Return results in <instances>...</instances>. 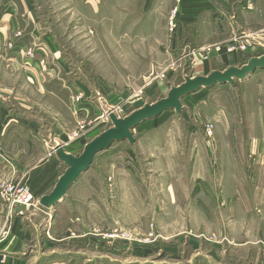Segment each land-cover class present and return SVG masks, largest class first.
<instances>
[{
	"label": "rangeland",
	"instance_id": "obj_1",
	"mask_svg": "<svg viewBox=\"0 0 264 264\" xmlns=\"http://www.w3.org/2000/svg\"><path fill=\"white\" fill-rule=\"evenodd\" d=\"M33 2L41 36H52L62 55V65L48 63L60 71L46 82L56 93L24 94L31 120H45L47 132L57 123L64 131L48 132L53 152L59 144L78 156L113 126L111 112L125 117L166 97L186 76L264 55V0H229L208 15L211 25L185 35L175 33L174 10L171 18L158 15L143 0ZM169 29L176 38L170 50ZM207 58L211 64L200 72L197 64ZM246 80L199 88L184 97L183 111L144 120L133 144L118 140L99 152L52 207L40 198L55 182L44 188L22 176L0 178V185L25 187L7 201L0 195V264H263L264 162L248 140L261 136L264 114L252 108L248 115L255 90ZM60 165L59 176L67 168ZM229 191L237 193L238 209L214 208L229 201ZM15 219L26 245L2 252Z\"/></svg>",
	"mask_w": 264,
	"mask_h": 264
},
{
	"label": "crops",
	"instance_id": "obj_2",
	"mask_svg": "<svg viewBox=\"0 0 264 264\" xmlns=\"http://www.w3.org/2000/svg\"><path fill=\"white\" fill-rule=\"evenodd\" d=\"M143 1L147 4V8L155 10L158 15L162 10L169 12V18H171L174 10L173 21L177 24L175 33L182 35L189 34V27L207 28L211 25L207 21L208 15L229 2V0H220V2L217 0ZM36 16L33 0H0V178L22 176L29 178L30 186L41 185L47 188L54 182L56 184L57 172L61 167L57 153L50 147L49 139L53 137L48 132L56 135L64 131L57 122H55L56 126L53 125V128L47 132L45 120L42 122L31 120L32 116H29V113L32 105L24 94L56 93L55 90L46 86V82L54 81L60 71H56L54 67L49 68L48 63L53 58L62 65V55L52 36H41V26ZM216 19L213 25L219 27L218 39H221L222 19L219 17ZM231 21L229 26L236 29L239 23L237 20ZM170 34L172 33L169 29V50L176 46L175 41L172 40L176 38L174 36L171 38ZM190 42L186 40V43ZM222 54L226 55V53ZM210 64L211 60L207 58L205 61L198 62L196 69L200 72L206 71ZM246 79L243 84L255 90V93L248 98L251 102L247 110L250 112L248 115L251 116L252 108L255 109V113L264 114V71H256ZM220 88L225 87L222 85ZM15 93L19 99L21 98L20 100L15 98ZM15 100L20 104V108H15ZM247 118L248 121L253 120V117ZM45 135H48V140L44 137ZM229 140L228 145H233V140ZM248 143L251 146V154H255L258 161L264 162V129L261 136H253ZM65 149L67 150L66 147ZM235 176L237 175L230 177ZM228 199V202H217L214 208L227 204L228 209H238L237 193L229 191ZM246 208H252V206H246ZM4 210V202L0 201L2 219ZM25 243L26 238L20 227V221L15 219L9 237L1 244V248L4 249L2 252H19L26 245ZM261 262L264 264V257ZM7 263L11 264L8 261Z\"/></svg>",
	"mask_w": 264,
	"mask_h": 264
},
{
	"label": "water",
	"instance_id": "obj_3",
	"mask_svg": "<svg viewBox=\"0 0 264 264\" xmlns=\"http://www.w3.org/2000/svg\"><path fill=\"white\" fill-rule=\"evenodd\" d=\"M263 68L264 55L253 56L241 66H231L223 70L216 69L208 75L186 76L182 83L171 87L166 97L145 103L125 117H119L111 112L109 116L113 126L89 141L80 155L67 152L63 145L55 147L58 158L67 164V168L60 175L53 189L40 198V204L49 208L64 199L70 187L94 162L96 155L110 148L114 141L128 140L133 144L135 142L133 130L144 120L159 116L168 109L181 112L183 111L182 101L190 92L216 84L228 83L235 86L237 80H244L258 69Z\"/></svg>",
	"mask_w": 264,
	"mask_h": 264
},
{
	"label": "built area",
	"instance_id": "obj_4",
	"mask_svg": "<svg viewBox=\"0 0 264 264\" xmlns=\"http://www.w3.org/2000/svg\"><path fill=\"white\" fill-rule=\"evenodd\" d=\"M25 187H23L21 184L18 183H12V182H5L2 185H0V195L4 200H10L12 197L16 196L19 191L24 190ZM31 200V197L28 196L24 201L29 202Z\"/></svg>",
	"mask_w": 264,
	"mask_h": 264
},
{
	"label": "bare ground",
	"instance_id": "obj_5",
	"mask_svg": "<svg viewBox=\"0 0 264 264\" xmlns=\"http://www.w3.org/2000/svg\"><path fill=\"white\" fill-rule=\"evenodd\" d=\"M167 112H169V110H167L166 112H164V114H165V113L167 114ZM159 118H160V116H159V117H155V118L152 119V121L155 122V121L159 120ZM148 121H150V120H148ZM143 122H146V121H143ZM144 124H145V123H144ZM140 125H141V124H139L138 126H140ZM89 168H90V167H89ZM89 168H88V169H89ZM88 169H87V170H88ZM59 202H60V201H59Z\"/></svg>",
	"mask_w": 264,
	"mask_h": 264
}]
</instances>
